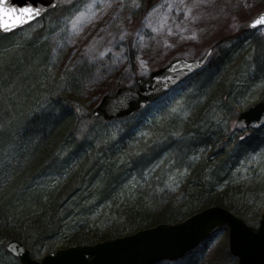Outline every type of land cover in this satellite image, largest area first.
<instances>
[{
    "label": "trees",
    "instance_id": "1",
    "mask_svg": "<svg viewBox=\"0 0 264 264\" xmlns=\"http://www.w3.org/2000/svg\"><path fill=\"white\" fill-rule=\"evenodd\" d=\"M240 31L213 47L217 59L149 106L107 121L121 123L114 134L89 125L95 116L75 89L83 70L50 73L37 36L0 32V264H18L6 250L11 240L29 251L36 242L52 246L48 254L176 224L212 206L256 223L264 176L245 180L235 171L264 147V126L246 130L233 113L264 77V44L252 30ZM179 99L189 107L186 121L165 120L152 132L156 144L127 147ZM166 174L179 178L172 192L156 185Z\"/></svg>",
    "mask_w": 264,
    "mask_h": 264
},
{
    "label": "rangeland",
    "instance_id": "2",
    "mask_svg": "<svg viewBox=\"0 0 264 264\" xmlns=\"http://www.w3.org/2000/svg\"><path fill=\"white\" fill-rule=\"evenodd\" d=\"M190 2L191 0H185V3ZM168 4L174 7L169 9ZM177 8L181 11L177 12ZM263 9L264 0H215V3L207 8L208 15L196 25L199 29L198 38L181 40L179 30L175 28L177 23L182 27L185 23L183 4L180 0H135V3L134 0H62L56 9L33 22L28 30H24L26 27L20 29L22 33L19 36L27 39L34 36L39 38L38 43L44 44L43 52L47 57L50 73L53 70L57 73L72 72L77 68L83 70L82 82L75 89L80 92L78 98L80 104L88 112L99 104L105 94L112 95L122 87L135 90L138 78L146 79L151 71L173 60L179 58L195 60L208 49H212L207 60L212 63L218 57V50L213 47L227 38H235L240 30L247 29L250 20ZM81 12L84 15L79 18L76 28H73L72 22ZM168 28H172L177 34L169 36ZM252 31L264 44V27ZM166 40L169 42L168 46L165 44ZM141 61H146L143 70ZM261 61L264 63V58ZM251 85L247 92L248 97L245 98L248 104L235 106L236 111L233 113L235 120L244 107L264 96V77L261 80L258 78ZM166 106L167 110L164 113L161 111L154 117L155 124L151 123L152 126H145L136 132L127 144L128 148L135 149L142 144H148L150 139L156 144L154 137L157 136L152 134L157 130L156 126L159 130L165 120L184 122L190 115L189 107L183 99ZM12 114L19 115L16 110ZM230 115L229 113V117ZM89 122V125L94 124L96 128L106 129L113 134L121 126V123H110L102 117L91 118ZM87 127L79 125L75 132L78 140L84 137ZM236 173L245 180L264 176V147L240 164ZM145 179H148L147 175ZM138 181L140 179H131V183ZM156 183L158 187H162L160 189L172 192L178 187L179 178L166 174ZM248 210L251 214L252 209ZM259 219L256 223L244 222L256 228ZM36 243L30 246V253L34 255H31L32 258L40 259L52 246L45 248ZM206 249L210 261L209 258L202 259ZM210 262L211 264L237 262L229 251L228 230L225 227L219 228L209 236L192 255H185L175 261L163 260L156 264H210ZM17 263L20 264L19 261Z\"/></svg>",
    "mask_w": 264,
    "mask_h": 264
},
{
    "label": "water",
    "instance_id": "3",
    "mask_svg": "<svg viewBox=\"0 0 264 264\" xmlns=\"http://www.w3.org/2000/svg\"><path fill=\"white\" fill-rule=\"evenodd\" d=\"M61 0H9L15 7L29 4L41 10V15L32 21L9 30L17 31L45 13L54 10ZM264 13V9L257 15ZM257 15L253 18L255 19ZM251 19L247 30L251 27ZM264 26H258V28ZM212 49L200 58L186 60L179 58L153 70L146 79H137L135 90L122 87L112 95L105 94L92 110L95 117L105 121L131 116L153 103L159 97L200 70L207 62ZM247 130H258L264 126V98L249 105L237 116ZM228 230V247L237 264H264V211L256 228L227 209L212 206L197 212L176 224H159L133 234L108 239L93 245H72L33 259L30 251L18 240L6 244V250L16 257L20 264H156L163 260L175 261L182 258L219 228Z\"/></svg>",
    "mask_w": 264,
    "mask_h": 264
},
{
    "label": "snow or ice",
    "instance_id": "4",
    "mask_svg": "<svg viewBox=\"0 0 264 264\" xmlns=\"http://www.w3.org/2000/svg\"><path fill=\"white\" fill-rule=\"evenodd\" d=\"M180 2L183 4V20L185 22L183 27L179 23L175 25V28L179 30L180 39H197L199 29H197L196 25L208 15L207 8L212 6L215 3V0H191L190 3H185V0H180ZM173 7L174 5L168 4L169 9ZM176 10L177 12L181 11L179 8ZM224 10L225 9H222V11ZM40 15L41 10L31 4L24 7H15L9 2V0H0V27H3L5 30L32 21L35 17ZM83 15L84 13L82 12L77 14L72 22L73 28H76L79 18ZM258 26H264V13L257 15V17L251 21L252 28H258ZM154 31H158V29H154ZM167 32L169 36L177 34L173 32L172 28H168ZM121 39H123V34ZM165 44L168 46L169 42L166 40ZM141 66L143 70V68L146 67V61H141ZM210 247L211 246L209 245V248ZM203 258H209L210 261L207 249L202 256V259Z\"/></svg>",
    "mask_w": 264,
    "mask_h": 264
},
{
    "label": "bare ground",
    "instance_id": "5",
    "mask_svg": "<svg viewBox=\"0 0 264 264\" xmlns=\"http://www.w3.org/2000/svg\"><path fill=\"white\" fill-rule=\"evenodd\" d=\"M8 252V251H7ZM9 253V252H8ZM30 255H31V253H30ZM14 257V256H13ZM32 257V256H31ZM16 258V257H15ZM17 259V258H16ZM34 259V258H33ZM18 260V259H17Z\"/></svg>",
    "mask_w": 264,
    "mask_h": 264
}]
</instances>
